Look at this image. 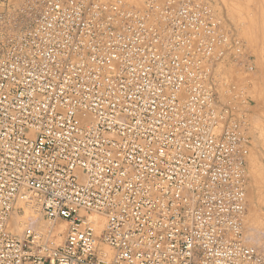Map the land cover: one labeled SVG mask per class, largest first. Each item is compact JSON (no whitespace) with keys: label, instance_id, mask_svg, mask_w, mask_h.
Segmentation results:
<instances>
[{"label":"built area","instance_id":"obj_1","mask_svg":"<svg viewBox=\"0 0 264 264\" xmlns=\"http://www.w3.org/2000/svg\"><path fill=\"white\" fill-rule=\"evenodd\" d=\"M4 3L0 264H264L237 33L202 0Z\"/></svg>","mask_w":264,"mask_h":264},{"label":"rangeland","instance_id":"obj_2","mask_svg":"<svg viewBox=\"0 0 264 264\" xmlns=\"http://www.w3.org/2000/svg\"><path fill=\"white\" fill-rule=\"evenodd\" d=\"M18 7L24 0H5ZM233 29L243 43L251 70L237 59L219 66L223 82L244 90L249 114L247 210L243 233L248 244L264 251V0H202ZM12 9V10H13ZM1 24V23H0ZM223 88V86H220ZM223 92L222 96H225ZM44 225V221H41Z\"/></svg>","mask_w":264,"mask_h":264},{"label":"crops","instance_id":"obj_3","mask_svg":"<svg viewBox=\"0 0 264 264\" xmlns=\"http://www.w3.org/2000/svg\"><path fill=\"white\" fill-rule=\"evenodd\" d=\"M5 0H0V12L4 9Z\"/></svg>","mask_w":264,"mask_h":264}]
</instances>
